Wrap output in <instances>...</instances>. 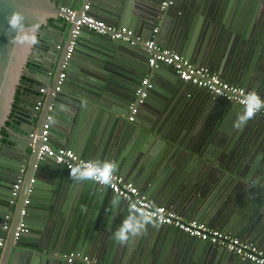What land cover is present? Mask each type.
Returning <instances> with one entry per match:
<instances>
[{
	"label": "water",
	"instance_id": "obj_1",
	"mask_svg": "<svg viewBox=\"0 0 264 264\" xmlns=\"http://www.w3.org/2000/svg\"><path fill=\"white\" fill-rule=\"evenodd\" d=\"M88 4L107 24L156 40L264 98V3L259 0H175L166 9L162 0H0V147L21 78L41 73L46 80L30 78L34 88L47 90L37 100L44 102L43 114L37 119L33 106L28 115L32 130L26 139L0 153V185L9 189L0 196L5 242L0 264H70L73 253L95 264H252L137 216L110 189L91 178L70 177L55 158H40L51 116L52 148H73L99 166L112 164L113 172L131 180L153 204L264 250V119L255 113L248 118L246 108L181 81L171 67H150L144 45L87 29L64 70L73 25L60 17V8L82 10ZM14 12L31 31L9 27ZM44 43L48 55L38 60ZM146 74L153 87L131 122L129 108ZM169 150L172 156L165 159ZM19 178V197L11 205ZM125 221L129 239L120 243L114 233ZM21 222L29 232L16 239ZM172 240L191 241L193 258H168Z\"/></svg>",
	"mask_w": 264,
	"mask_h": 264
},
{
	"label": "built area",
	"instance_id": "obj_2",
	"mask_svg": "<svg viewBox=\"0 0 264 264\" xmlns=\"http://www.w3.org/2000/svg\"><path fill=\"white\" fill-rule=\"evenodd\" d=\"M175 0H162L161 8L166 9L174 3ZM264 3V0H259ZM90 5H85L82 10L71 7L60 8V17L68 24L73 25L71 41L68 46V52L65 58L63 69L66 70L69 59L75 52L77 41L81 32L84 29L94 31L99 35L108 36L112 39L123 40L131 44H142L150 53L149 65L152 68H158L161 65L171 67L179 79L185 83L191 84L200 89H204L212 95L219 97L222 100L236 104L248 109L252 107L255 114H259L264 119V98L255 93V97L250 95L254 93L244 87L231 85L224 82L217 74L211 72L207 68L196 66L191 60L171 49L161 47L156 40H144L141 37H136L134 31L127 27H119L109 25L105 21L92 16L89 13ZM154 34H158V29L154 30ZM65 74L62 73L59 84L62 83ZM153 85L149 77L143 79L135 91V101L130 106L129 120L134 122L141 106L149 96V92ZM58 90L60 88H57ZM41 94H46L45 88L40 89ZM258 98V99H257ZM43 101L37 103L36 109L41 110ZM259 105L257 108L256 106ZM52 118L48 116L44 125L42 134V146L40 147L39 156L55 158L58 164H63L70 175L74 168L80 169L78 176L91 178L100 187H106L112 193L121 197L129 204L130 210L137 216L145 217L158 224L173 227L176 231L186 234L190 238H196L203 242H208L218 246L227 252L240 257L252 264H264V250L257 245L249 244L238 237L232 236L218 229L210 228L207 224L197 220H187L179 215L173 209L165 205L153 204L146 195L142 194L140 189L128 181L125 177L111 172L106 178L101 175L103 166H99L92 161L80 158L74 150L68 148H52L50 137V122ZM33 140L38 138L37 134H33ZM91 173L85 176L84 173ZM23 179L19 178L14 185L12 191L13 200L11 205L16 203V198L19 197ZM28 202V201H27ZM26 202V203H27ZM22 215L25 212L22 211ZM6 231L10 230V225H5ZM29 229L24 222H21L17 228L16 239L23 233H28ZM5 246L4 240H0L1 249ZM68 263L74 264L77 262L86 264H95V261L89 256L82 254H71L67 258Z\"/></svg>",
	"mask_w": 264,
	"mask_h": 264
},
{
	"label": "crops",
	"instance_id": "obj_3",
	"mask_svg": "<svg viewBox=\"0 0 264 264\" xmlns=\"http://www.w3.org/2000/svg\"><path fill=\"white\" fill-rule=\"evenodd\" d=\"M89 13L92 16H94L96 18H99L97 13L94 11L93 6L91 4H90ZM100 20H103V19H100ZM158 33H159V29H158ZM141 38L144 39L143 37H141ZM78 42H79V40L77 41V44H78ZM46 51H47V47H46V45L44 43L43 49H41V52L38 55L39 56L38 60H43L44 58L47 57L48 54H47ZM32 66H33V69H31L32 72L40 73V70H39L40 67L38 65H33L32 63L28 64V67L31 68ZM30 76H33V77L38 78L40 80H43V79L46 80V77L44 78V76H42L41 73L39 75H34V74H29L28 75L27 74V75H24L21 78L20 84H19L18 89L16 91L15 102H14V105H13L12 112H11V114L9 116V119L6 122L7 129H5V131H6L7 140L5 141V143H1L0 153L2 152L4 147H6L7 151H9V149L15 148L16 145H20L19 143L23 142L26 139L25 138L26 131H28V130L31 131L32 130V127H30L29 124H28V121H29L28 115L31 113V111L34 110L33 106H37V103H38L37 100L40 99L41 93H40V89L38 90V89L34 88V81H33V79L30 78ZM147 77L150 78L151 76L149 74H146V76L143 79H145ZM223 81L226 82V83H229L231 85H235V84H233L231 82H228L226 80H223ZM252 92H254V91H252ZM254 93H256V92H254ZM129 110H130V108H129ZM42 114H43V110L41 109L40 111L38 110L37 115L35 113V116L38 119V117H40ZM83 124H84V122H80V124H78V125L83 126ZM74 127H76V126H74ZM51 129L52 128L50 127V130ZM34 132H36L35 128L33 129V133ZM50 136H51V141H52L53 137H52V133L51 132H50ZM55 141H56V143H59V141H57V140H55ZM1 142H2V139H1ZM69 149H73V148H69ZM5 155H8V154H5ZM143 155H146L147 158H148V156H152V154L149 152L148 148L143 153ZM171 156H172V152H170V150H169V154L167 156H165V159H168ZM128 181L132 182L131 180H128ZM8 192H9V189L7 187H4V186L0 185V196H5ZM3 209L4 208L0 205V215L2 214L1 212H2ZM13 217H14L13 213H11L9 216H7V219L9 221L8 225L12 224ZM135 218L141 219V217H135ZM8 235H10V230L7 231L5 240H7ZM190 242L191 241H189V240H187V241H178V240L175 241V240H172V244L170 245V247H169L170 249L169 250H170V252L173 255L168 253V251L166 250V256L168 258H173L172 259L173 262H177V260H179V256L187 255L188 256L187 258H189V257L193 258V256L189 252L190 245L188 243H190ZM137 246H138V244H137ZM1 253H0V255H1ZM39 262H42V261L39 260Z\"/></svg>",
	"mask_w": 264,
	"mask_h": 264
},
{
	"label": "clouds",
	"instance_id": "obj_4",
	"mask_svg": "<svg viewBox=\"0 0 264 264\" xmlns=\"http://www.w3.org/2000/svg\"><path fill=\"white\" fill-rule=\"evenodd\" d=\"M8 24H9L10 28L16 29V30H18L21 33H27L28 31H31V30H28V29L25 28V26L23 24V18L20 16V14L15 13V12L9 18ZM25 38H27V37L25 36ZM32 40H33V42H35V37L34 36L32 37ZM250 95L255 97V93H251ZM256 107L258 108L259 105H257ZM246 115H247L248 118H251V116L254 115V109L252 107H249L247 109ZM113 170H114V165H112V164H104L103 165V170L101 172V175L106 178ZM79 171H80V169L74 168L72 170V172L70 173V175H72L73 177H77V173ZM105 172L107 173L106 176L104 175ZM84 175L85 176H89V175H91V173L85 172ZM130 228H131V226L128 224L127 221H125V223L122 225V227L118 231H116L114 233L115 239L118 242H120V243H126L127 240L129 239L128 232H129ZM133 234H135V233H133Z\"/></svg>",
	"mask_w": 264,
	"mask_h": 264
},
{
	"label": "trees",
	"instance_id": "obj_5",
	"mask_svg": "<svg viewBox=\"0 0 264 264\" xmlns=\"http://www.w3.org/2000/svg\"><path fill=\"white\" fill-rule=\"evenodd\" d=\"M6 140H7L6 131L5 129H3L2 130V143H5Z\"/></svg>",
	"mask_w": 264,
	"mask_h": 264
},
{
	"label": "flooded vegetation",
	"instance_id": "obj_6",
	"mask_svg": "<svg viewBox=\"0 0 264 264\" xmlns=\"http://www.w3.org/2000/svg\"><path fill=\"white\" fill-rule=\"evenodd\" d=\"M38 45H39V43H36V46H35V48H34V52L37 50ZM34 52H33V53H34ZM33 53H32V54H33ZM31 56H32V55H31Z\"/></svg>",
	"mask_w": 264,
	"mask_h": 264
},
{
	"label": "snow or ice",
	"instance_id": "obj_7",
	"mask_svg": "<svg viewBox=\"0 0 264 264\" xmlns=\"http://www.w3.org/2000/svg\"><path fill=\"white\" fill-rule=\"evenodd\" d=\"M105 176L107 175V173L105 172V174H104Z\"/></svg>",
	"mask_w": 264,
	"mask_h": 264
}]
</instances>
